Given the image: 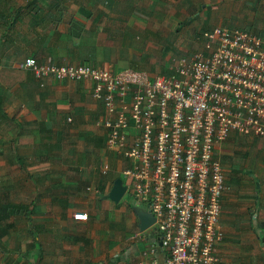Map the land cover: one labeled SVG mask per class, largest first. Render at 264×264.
<instances>
[{"label":"crops","instance_id":"1","mask_svg":"<svg viewBox=\"0 0 264 264\" xmlns=\"http://www.w3.org/2000/svg\"><path fill=\"white\" fill-rule=\"evenodd\" d=\"M204 1L182 7L180 0H166L179 7L183 16L171 30L175 34L179 29L193 31L194 38L213 27H249L247 32L264 38V0ZM133 2L134 7L124 0H0V204H22L28 213L13 212L0 219V230L7 232L15 220L24 219L29 236L22 260L19 256L10 264L148 262L149 245H157L152 231L142 233L140 239L132 238L131 233L138 231L133 206L129 216L132 231L104 219L106 210L99 194L108 193L124 162L114 153L107 156L105 131L94 125L103 111L91 98L92 82L44 78L40 87L30 73L17 67L23 58L32 57L39 63L167 75L173 58L196 52L208 55L200 37L177 49L170 44L172 40L158 45L166 23L153 19L142 0ZM126 5L128 10H119ZM201 8L205 11L200 14ZM227 139L219 145H226ZM229 144L233 147L235 142ZM236 152L215 146L213 158L219 163L216 155L230 160ZM102 160L110 169L106 177L107 173L96 171ZM90 174L89 184L81 188ZM224 183L228 189L219 200L223 238L215 245L219 264H264V191L255 189L247 197H239L225 178ZM240 201L244 206H238ZM100 209L103 215L97 213ZM74 213H85L86 220H72ZM252 213L257 221L253 228L249 223ZM165 256L156 247L152 258L161 262Z\"/></svg>","mask_w":264,"mask_h":264},{"label":"built area","instance_id":"2","mask_svg":"<svg viewBox=\"0 0 264 264\" xmlns=\"http://www.w3.org/2000/svg\"><path fill=\"white\" fill-rule=\"evenodd\" d=\"M201 38L208 55L173 58L167 75L30 57L17 65L38 82H92L91 98L103 111L94 125L105 131V150L124 162L119 179L132 206L153 218L145 232L157 245H149L148 262L132 264H219V200L228 188L214 147L229 133L264 142V38L221 27ZM97 170L105 175L108 162ZM71 218L85 221L86 214ZM156 247L165 252L161 262L152 258Z\"/></svg>","mask_w":264,"mask_h":264},{"label":"rangeland","instance_id":"3","mask_svg":"<svg viewBox=\"0 0 264 264\" xmlns=\"http://www.w3.org/2000/svg\"><path fill=\"white\" fill-rule=\"evenodd\" d=\"M124 1L127 2L129 1V3L131 2L130 6L132 7H134L136 4L135 2H133L134 0H124ZM142 1L144 2L143 5L146 7V10L148 11L147 13L153 14V19L155 20L157 19L159 24L166 23L167 25V27L163 29L164 30L163 32L166 31L164 34H162L164 35V38H162L161 36L159 37L160 39L158 41V45L164 46L166 45V42L172 40L170 44L175 45V48L177 49L178 47H183V45L185 44L187 45L190 42H194L195 39L196 40L199 39V35L194 36L193 38L192 36V34L194 33L193 31L183 33V31L179 29V33L175 34L173 30H171V26L174 25L175 23H179L183 17L181 16V13H178L180 8L174 7L172 2H169V4H167L165 3L166 0H142ZM194 1H199V0H180L182 7H189L191 4L193 5ZM204 3L206 2L204 1ZM128 9H127V5L124 8H119V10L121 11H126ZM173 10L175 12H173ZM203 11H205V9L201 8L199 13L201 14L203 13ZM135 15L139 17L143 16L139 12H136ZM204 17H206V14H204ZM224 26L228 27V24ZM241 28L244 27L242 26ZM249 29H250L249 27L246 28V30ZM184 34H186V36ZM176 36H179L181 38H178ZM153 42H154L153 44L156 45V42L155 41ZM199 42L201 43V39L199 40ZM182 55L185 56L184 54ZM176 56L178 55H172V57H176ZM118 69L121 68L119 67ZM227 137L228 139L225 141V143H227L226 145L217 144L215 146L217 147V149H220L222 147H229V150H234V149L237 150L235 157L231 158L230 160L222 157L220 154L216 155V158L219 161L220 166H222L224 170L225 180L230 187L229 189H231L233 193L234 192L239 193V197L241 196L247 197L248 193L255 192L253 189H257V192L264 191V142L257 138H253L251 135L248 137L239 138V136H237L236 134L229 133ZM229 142L231 143L235 142V145L232 147V145H230ZM108 154L109 152H107V156ZM21 171L23 170L20 169L19 172ZM96 171L98 172L97 168ZM257 185L260 186V189H258L259 187L258 188L256 187ZM100 199H101L100 204L102 209L106 210L105 211L106 214L104 218L106 222L110 220L112 223L111 225L120 223V225H122V228L124 230L126 231L133 230V225H131L129 218L131 212L130 209L132 208L131 205L132 198L129 197L128 194H124L123 197L116 204L105 199L104 195H102ZM91 201H93V198ZM15 202L18 203L22 201L17 200ZM242 203L244 202L240 201L238 206H244V204ZM102 209L97 210V213L103 215ZM254 215L255 214L252 213V216H250L251 221L249 223L251 228H253V225L255 223V219L253 220ZM9 220H11V218ZM26 222L27 221H25L24 219H17V221L15 220L12 229L7 231L5 235L0 236V264H10V262H12L14 258L19 256H20V260H22L21 252L22 250L25 249L24 243L25 241L27 242L29 241L28 239L29 236L27 232H25L26 229H24V224ZM132 234L133 233H131V235Z\"/></svg>","mask_w":264,"mask_h":264},{"label":"water","instance_id":"4","mask_svg":"<svg viewBox=\"0 0 264 264\" xmlns=\"http://www.w3.org/2000/svg\"><path fill=\"white\" fill-rule=\"evenodd\" d=\"M125 190L126 187L122 185L121 180L117 178L112 182L108 193L105 195V199L116 204L122 198ZM134 215L137 220V229L140 233L145 232V230H147L153 223V218L150 216L148 211L141 212L135 210Z\"/></svg>","mask_w":264,"mask_h":264},{"label":"trees","instance_id":"5","mask_svg":"<svg viewBox=\"0 0 264 264\" xmlns=\"http://www.w3.org/2000/svg\"><path fill=\"white\" fill-rule=\"evenodd\" d=\"M199 35V37L201 38V33L200 34H198ZM201 40H202V38H201ZM184 57V56H183ZM30 58H32V57H30ZM21 70V69H20ZM23 71H26V72H28V73H30L28 70H23ZM31 74V73H30ZM33 77V76H32ZM34 78V77H33ZM35 79V78H34ZM39 82H41V81H39ZM109 172V171H108ZM109 173H107L106 175H105V177L108 175ZM87 180L86 181H82V183L80 184L81 185V188L82 187H84V185H88L89 184V182H90V179H91V174L90 175H87ZM118 178H119V176H118ZM103 179H104V176H101V180H100V190L99 191H101V188H102V185H101V183L103 184ZM117 179V178H116ZM253 190H255V189H253ZM100 196H102V194H99V197H98V199L100 198ZM64 203H66L65 202V200H64V202H63V204ZM26 212L27 213V210L26 209H24L23 208V206H22V204L21 205H12V203H10V205H6V204H0V213L2 214L1 216H0V219H4V218H6L7 216H10L13 212H15V213H20V214H22V212ZM28 214V213H27ZM249 221H250V219H249ZM255 223L257 224V221L255 220ZM1 231V230H0ZM31 233V232H30ZM6 234V231H1L0 232V236L1 235H5Z\"/></svg>","mask_w":264,"mask_h":264},{"label":"clouds","instance_id":"6","mask_svg":"<svg viewBox=\"0 0 264 264\" xmlns=\"http://www.w3.org/2000/svg\"><path fill=\"white\" fill-rule=\"evenodd\" d=\"M224 178H225V173H224ZM132 205V204H131ZM136 210V209H135Z\"/></svg>","mask_w":264,"mask_h":264}]
</instances>
